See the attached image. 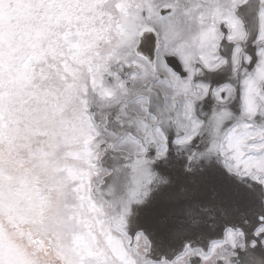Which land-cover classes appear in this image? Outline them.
<instances>
[{"label": "snow or ice", "instance_id": "6c2138e0", "mask_svg": "<svg viewBox=\"0 0 264 264\" xmlns=\"http://www.w3.org/2000/svg\"><path fill=\"white\" fill-rule=\"evenodd\" d=\"M0 264H264V0H0Z\"/></svg>", "mask_w": 264, "mask_h": 264}]
</instances>
